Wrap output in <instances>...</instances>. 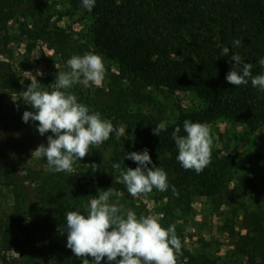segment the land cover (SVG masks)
I'll return each instance as SVG.
<instances>
[{
	"label": "trees",
	"instance_id": "trees-1",
	"mask_svg": "<svg viewBox=\"0 0 264 264\" xmlns=\"http://www.w3.org/2000/svg\"><path fill=\"white\" fill-rule=\"evenodd\" d=\"M60 1L90 16V38L95 51L116 63L118 76L133 85L135 96H138L140 86H152L168 93H191L205 104L198 110H180L179 121L166 126L159 136L153 134V129L160 122L152 118L142 132L140 145L129 153L148 150L153 164L167 173L168 193L183 208H189L195 196L211 197L223 191L231 179V153L226 148L211 152V162L199 174L185 170L176 159L178 149L172 132L179 126V135H186L183 131L186 119L210 124L223 118L250 131L264 125V91L253 87L250 78L248 84L240 86L226 81L230 67L227 61L235 53L245 63L252 64L253 76L264 74V67L258 63L264 57V0H96L92 11L82 7V0ZM50 11L48 0H0V32L8 22L20 17L22 35L25 34L33 43L40 42L52 49L63 62H67L81 51L82 45L65 29L50 22ZM57 17H62V14L57 13ZM237 39L242 40L240 47L233 45ZM224 47H229L227 55L223 54ZM6 89L10 93L25 90L15 80ZM121 99L122 94L119 93L115 104L96 105L102 107L101 111L110 113L117 128L127 117L132 118ZM17 127L9 130L0 122V134H31L24 127ZM6 137L7 134L0 137V156L4 149H8ZM92 155L100 173L103 176L111 174L107 177L110 182L115 181L117 175L114 163H120L122 169L138 166L127 158V154L112 153L105 158L101 150L93 149ZM65 176V172L49 170L43 178L40 204L38 208L34 207L40 216L29 218L26 226L29 230H47L66 223L56 214L59 208L66 209L68 205L59 202L60 199H68L63 184ZM6 178L10 179L7 185L12 186L16 197L14 213L18 209H26V203L18 201L20 190L8 174ZM118 183L111 182L112 185ZM172 186H175V193ZM74 209L72 207L68 211ZM244 220L247 223L245 232L238 234L235 242L234 252L238 261L240 264H264V209L250 213ZM12 223L0 220V264L59 263L74 255L67 245L60 244L39 247L32 244L23 248L31 244L27 238L31 231L27 233L26 240L18 238L12 232ZM11 250H15V255L7 254ZM186 257L183 264H216L204 255L196 258L187 253ZM101 264L110 262L105 257Z\"/></svg>",
	"mask_w": 264,
	"mask_h": 264
},
{
	"label": "rangeland",
	"instance_id": "rangeland-1",
	"mask_svg": "<svg viewBox=\"0 0 264 264\" xmlns=\"http://www.w3.org/2000/svg\"><path fill=\"white\" fill-rule=\"evenodd\" d=\"M48 1L52 14L50 22L65 29L82 45L77 55L83 56L86 52H93L103 58L105 66V75L100 86L77 83L67 91L77 97L78 103L86 105L91 111H98L101 118L111 121L114 127L110 113L101 111L102 107L96 105L115 104L120 93L122 105L128 116L132 117L123 121L121 127L126 131L120 139L113 133L99 147H91L89 154L83 159L76 160L72 173L65 172L63 184L68 199H60L59 202L68 205L66 209L59 208V213L56 214L64 220L63 222H66L65 213L72 207L75 208L74 211L87 215L89 201L98 196L99 191L112 187L118 195L110 197L109 203L118 201V206H123L125 212L130 209L137 217L155 215L164 228L175 224L176 234L182 244L181 251L177 254V264H183L187 260V253L196 258L204 255L216 264H240L234 251L238 234L245 232L247 223L244 218L252 212L264 209V125L250 131L243 125L230 123L223 118L208 124L213 140L211 152L226 148L233 158L231 179L219 194L211 197L195 196L191 199L189 208H183L168 190L161 192L153 188L147 195L132 197L122 183L111 184L118 182L119 171H116L115 181L110 182L107 177L111 174L105 173L103 176L99 169L93 171L89 167L93 163L96 164L92 150H101L105 158L112 153L127 154L140 145L142 132L147 129L152 118L165 123L166 126L175 125L179 121L180 110H198L204 108L205 104L191 93H168L152 86H140L138 96H135L133 85L118 76L116 63L95 51L90 38V16L73 10L60 0ZM57 13H61L62 17H57ZM21 22L20 17L16 21H10L0 32V122L9 130L22 126L31 134L22 136L5 132L8 135V149H4L0 156V220L12 221V232L23 240H26L27 233L31 231L27 237L31 244L23 246L25 249L32 244L36 247L46 244L63 246L67 245V233L61 230L66 223L47 230H29L26 227L30 217L40 216L35 208L40 204L39 193L43 188L41 182L49 172L47 161L44 158L31 157V153L41 143L47 145V136L52 133L41 136L36 130L38 122L23 121L24 111L34 109L23 101L24 90L10 93L6 86L15 80L26 90L31 83V77L35 76L42 90L51 91L58 71L67 72L70 68L52 49L40 42L33 43L25 34L22 35L19 28ZM227 62L231 71L235 64L232 56H229ZM38 72L43 75H37ZM5 134H0V137ZM6 173L20 190L18 201L23 200L26 203V209H18L16 213V197L12 186L7 185L10 179L6 178ZM113 175L115 176V173ZM7 254L15 255V250L8 251ZM86 258L90 264H94L92 257ZM48 264H82V260L72 254L62 262Z\"/></svg>",
	"mask_w": 264,
	"mask_h": 264
},
{
	"label": "clouds",
	"instance_id": "clouds-1",
	"mask_svg": "<svg viewBox=\"0 0 264 264\" xmlns=\"http://www.w3.org/2000/svg\"><path fill=\"white\" fill-rule=\"evenodd\" d=\"M95 2L82 0V7L92 11ZM233 45L240 47L242 40H234ZM222 51L227 55L229 47ZM232 60L235 64L226 75L229 84L246 85L250 78L253 87L264 91V74L253 76L252 64L245 63L237 53ZM258 63L264 67V57ZM67 66L70 71H58L53 90H42L41 84L32 76L30 85L22 92L23 101L34 109L24 111L23 121L38 122L36 130L41 136L52 133L47 136V145H38L31 157L46 158L48 169L57 173H72L76 160L88 155L91 147H99L113 133L120 139L126 131L124 127L116 128L111 121L102 119L98 111H91L78 103L77 97L67 91L77 83L100 86L105 75L103 58L86 52L83 56L73 55L67 60ZM37 75L43 74L38 72ZM164 130L166 125L161 122L153 129V134L159 136ZM183 131L186 135H179L181 128L177 126L172 132L178 149L176 159L185 170L199 174L211 162L213 140L210 127L206 123L186 119ZM127 158L138 166L122 169L120 163H114L113 168L119 171L118 182L132 197L147 195L153 188L161 192L168 190L167 173L153 164L146 148L141 152L127 153ZM89 167L96 171L98 166L93 163ZM172 190L175 193V186ZM117 195L112 187L99 191L98 196L89 201L87 215L79 211L65 213L66 226L61 231L67 233V247L82 260V264H90L86 257H92L94 264H101L105 257L110 264H177L182 244L175 224L164 228L155 215L137 217L130 209L125 212L123 206H118V201L109 203L110 197Z\"/></svg>",
	"mask_w": 264,
	"mask_h": 264
}]
</instances>
